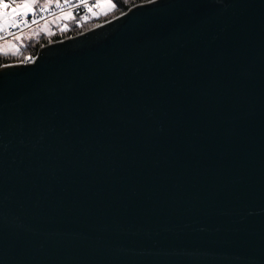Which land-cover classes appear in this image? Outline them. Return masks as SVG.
<instances>
[{
	"label": "water",
	"instance_id": "obj_1",
	"mask_svg": "<svg viewBox=\"0 0 264 264\" xmlns=\"http://www.w3.org/2000/svg\"><path fill=\"white\" fill-rule=\"evenodd\" d=\"M140 5L0 68V264H264V0Z\"/></svg>",
	"mask_w": 264,
	"mask_h": 264
},
{
	"label": "snow or ice",
	"instance_id": "obj_2",
	"mask_svg": "<svg viewBox=\"0 0 264 264\" xmlns=\"http://www.w3.org/2000/svg\"><path fill=\"white\" fill-rule=\"evenodd\" d=\"M161 2L162 0H143L139 7L143 9L148 5H158ZM53 6L61 10L56 19L61 25L62 32L68 30L66 22L75 19L74 12L66 11V9L73 6L82 7L88 15L99 16L107 15L117 7L114 0H94V2L93 0H0V56L18 52V42L25 39L23 29L38 24V14L42 17V14L48 12ZM43 30L51 34L48 23L44 25ZM28 38L31 39V35ZM26 59L34 58L29 56ZM4 67L26 70L28 65H4ZM7 74L0 72V75Z\"/></svg>",
	"mask_w": 264,
	"mask_h": 264
},
{
	"label": "trees",
	"instance_id": "obj_3",
	"mask_svg": "<svg viewBox=\"0 0 264 264\" xmlns=\"http://www.w3.org/2000/svg\"><path fill=\"white\" fill-rule=\"evenodd\" d=\"M117 7L115 8L114 12L107 16H103L100 18H91L88 21L76 23L75 20L67 21L68 30L62 32L61 31V25L56 20H53L51 24L49 25L50 33L45 32L43 29L41 30H35L33 34H37L34 37H31L28 41H26L21 49L19 50V53L16 55H3L0 56V68L3 65L16 63L19 61H24L27 57L31 56H37L39 51L45 47V45L50 42H58L64 39H68L70 37H75L76 35H80L84 32H87L91 30L93 27L98 25L99 23H105L109 20L114 19L115 17L125 14L128 12L131 8L138 6L142 4L143 0H114ZM80 25V26H77ZM31 34V33H30ZM28 34L25 35V37Z\"/></svg>",
	"mask_w": 264,
	"mask_h": 264
},
{
	"label": "built area",
	"instance_id": "obj_4",
	"mask_svg": "<svg viewBox=\"0 0 264 264\" xmlns=\"http://www.w3.org/2000/svg\"><path fill=\"white\" fill-rule=\"evenodd\" d=\"M93 2H94V0H93ZM66 11L74 12V15H75L74 20L76 21V23L85 22V21H88L92 18V16L88 15L87 12L85 11V9L82 7L73 6V8L66 9ZM60 12H61L60 9L53 6L48 12L43 13L42 17L38 14L37 18L39 19V23L36 25H33L30 28L23 29L24 34L26 35L28 33H31L32 31H35V30H41L46 23H48V25H50L51 22L53 20H56V17H58L60 15ZM70 38H72V37H70ZM8 39H11V37H8ZM61 41H63V40H61ZM58 42H60V41H58ZM55 43L50 42L48 45L55 44ZM33 58H34L33 60L25 59L24 61H19L16 63L6 64V65H17V64H29L30 65L36 61L37 56H33Z\"/></svg>",
	"mask_w": 264,
	"mask_h": 264
},
{
	"label": "rangeland",
	"instance_id": "obj_5",
	"mask_svg": "<svg viewBox=\"0 0 264 264\" xmlns=\"http://www.w3.org/2000/svg\"><path fill=\"white\" fill-rule=\"evenodd\" d=\"M115 10V9H114ZM114 10L113 11H111L109 14H111L112 12H114ZM109 14H107V15H109ZM107 15H103V14H101V15H99V16H92V18L94 17V18H100V17H103V16H107ZM119 16H121V15H119ZM118 17V16H117ZM117 17H115V18H117ZM114 18V19H115ZM110 21V20H109ZM106 23V22H105ZM100 24L102 25L103 23H99L98 25H96L95 27H93V28H96V27H98V26H100ZM92 28V29H93ZM34 32H31V34L30 33H28V35L25 37V39L23 40V41H20V42H18V47H19V50L21 49V47L23 46V44L26 42V41H28L29 40V35H31V37H34V36H36L37 34H33ZM43 33H46V32H43ZM51 43H53V42H51ZM48 45V43L45 45V46H47ZM19 53V51L18 52H16L15 54H10V55H16V54H18Z\"/></svg>",
	"mask_w": 264,
	"mask_h": 264
}]
</instances>
